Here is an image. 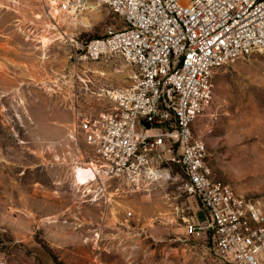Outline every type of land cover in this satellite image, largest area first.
Wrapping results in <instances>:
<instances>
[{"label":"rangeland","instance_id":"rangeland-1","mask_svg":"<svg viewBox=\"0 0 264 264\" xmlns=\"http://www.w3.org/2000/svg\"><path fill=\"white\" fill-rule=\"evenodd\" d=\"M83 15L88 26L51 19L39 0H0V262L226 264L173 222L177 206L190 207L188 216L197 208L179 197L181 180L128 197L115 183L87 193L75 185L74 167L94 162L71 136L75 113L107 112L102 90L129 87L136 72L118 57L83 61L86 43L125 28L106 7ZM195 132L216 179L264 209V54L218 71L212 112Z\"/></svg>","mask_w":264,"mask_h":264},{"label":"built area","instance_id":"built-area-1","mask_svg":"<svg viewBox=\"0 0 264 264\" xmlns=\"http://www.w3.org/2000/svg\"><path fill=\"white\" fill-rule=\"evenodd\" d=\"M39 1L53 20L52 13L73 20L106 7L125 25L90 40L81 57L86 63L118 57L136 70L129 87L102 90L107 112L74 115L72 138L82 137L94 152L88 186L103 192L115 183L128 197L181 180L179 197L197 206L191 216L190 207L173 213L186 236L206 240L223 263L264 264L261 201L216 179L207 145L193 130L213 108L218 71L264 54V0Z\"/></svg>","mask_w":264,"mask_h":264},{"label":"bare ground","instance_id":"bare-ground-1","mask_svg":"<svg viewBox=\"0 0 264 264\" xmlns=\"http://www.w3.org/2000/svg\"><path fill=\"white\" fill-rule=\"evenodd\" d=\"M52 14L56 15L55 13H52ZM83 16L77 17V18H75L73 20H69V21H71L75 25L78 22H80L81 25L88 26V21L89 20L87 18L83 17ZM61 19L63 20V22H68V21H65L66 19H63V18H61ZM61 38H63V37H61ZM42 42H43L44 46H47L52 41L49 38L43 37ZM89 168H90L89 166L74 167V183L80 189L84 188L86 190L85 193H87L88 190H89V187H87L88 184L94 179V173Z\"/></svg>","mask_w":264,"mask_h":264},{"label":"crops","instance_id":"crops-1","mask_svg":"<svg viewBox=\"0 0 264 264\" xmlns=\"http://www.w3.org/2000/svg\"><path fill=\"white\" fill-rule=\"evenodd\" d=\"M213 109V108H212ZM212 109H211V111H209V113H211L212 112ZM200 119V118H199ZM199 119L194 123V125H193V130H194V132H195V126H196V123L199 121ZM196 133V132H195ZM196 135V134H195Z\"/></svg>","mask_w":264,"mask_h":264},{"label":"water","instance_id":"water-1","mask_svg":"<svg viewBox=\"0 0 264 264\" xmlns=\"http://www.w3.org/2000/svg\"><path fill=\"white\" fill-rule=\"evenodd\" d=\"M149 128V126H147Z\"/></svg>","mask_w":264,"mask_h":264}]
</instances>
